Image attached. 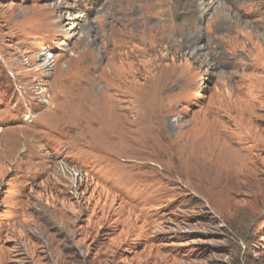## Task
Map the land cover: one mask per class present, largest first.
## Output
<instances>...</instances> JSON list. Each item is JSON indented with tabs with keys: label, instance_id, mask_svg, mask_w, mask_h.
<instances>
[{
	"label": "rangeland",
	"instance_id": "rangeland-1",
	"mask_svg": "<svg viewBox=\"0 0 264 264\" xmlns=\"http://www.w3.org/2000/svg\"><path fill=\"white\" fill-rule=\"evenodd\" d=\"M0 264H264V0H0Z\"/></svg>",
	"mask_w": 264,
	"mask_h": 264
},
{
	"label": "bare ground",
	"instance_id": "bare-ground-1",
	"mask_svg": "<svg viewBox=\"0 0 264 264\" xmlns=\"http://www.w3.org/2000/svg\"><path fill=\"white\" fill-rule=\"evenodd\" d=\"M115 1H117V0H115ZM130 2H131V0H130ZM121 6V5H120ZM122 11V10H121ZM115 12V11H114ZM124 13V12H123ZM117 15V14H116ZM118 16V15H117ZM121 16H124V15H122L121 14ZM127 16V15H126ZM112 17V16H111ZM117 18V17H116ZM119 19V18H118ZM123 19H124V17H123ZM123 21V20H122ZM125 21H126V19H125ZM115 37V36H114Z\"/></svg>",
	"mask_w": 264,
	"mask_h": 264
}]
</instances>
